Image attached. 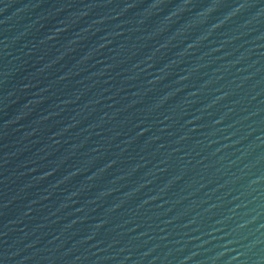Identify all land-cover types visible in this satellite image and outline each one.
Wrapping results in <instances>:
<instances>
[{
    "label": "water",
    "instance_id": "95a60500",
    "mask_svg": "<svg viewBox=\"0 0 264 264\" xmlns=\"http://www.w3.org/2000/svg\"><path fill=\"white\" fill-rule=\"evenodd\" d=\"M0 264H264V0H0Z\"/></svg>",
    "mask_w": 264,
    "mask_h": 264
}]
</instances>
